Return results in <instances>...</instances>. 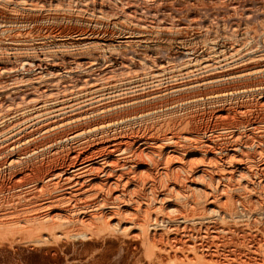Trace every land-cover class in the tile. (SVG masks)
Masks as SVG:
<instances>
[{
	"label": "bare ground",
	"instance_id": "6f19581e",
	"mask_svg": "<svg viewBox=\"0 0 264 264\" xmlns=\"http://www.w3.org/2000/svg\"><path fill=\"white\" fill-rule=\"evenodd\" d=\"M0 264H264V0H0Z\"/></svg>",
	"mask_w": 264,
	"mask_h": 264
}]
</instances>
